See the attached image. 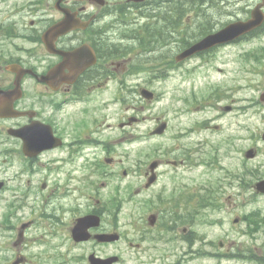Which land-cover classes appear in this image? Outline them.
I'll use <instances>...</instances> for the list:
<instances>
[{
	"label": "flooded vegetation",
	"instance_id": "af4514ba",
	"mask_svg": "<svg viewBox=\"0 0 264 264\" xmlns=\"http://www.w3.org/2000/svg\"><path fill=\"white\" fill-rule=\"evenodd\" d=\"M118 1L105 0L101 5L95 0H0V173L5 175L0 179L3 184L1 190L12 189L14 193L30 195L41 193L45 203L41 214L54 220L59 219L56 215L59 209L57 195L66 196L67 208L60 206V209L68 211V214L73 210L69 208V176L82 170L86 176L93 177L101 169L100 163L106 159V150L108 153L111 150L110 147L106 149L105 140L100 137L99 118L106 107L103 90L112 83L119 84L123 76L135 75L130 71L136 65L137 57L129 61L121 55L127 50L122 48L123 45L139 46L136 28L127 27L132 30L126 34L122 27L106 25V11ZM124 1L130 4L137 2ZM158 1H162L163 10L150 11L162 16L164 35L153 38L155 29H150L145 45L148 48H143L149 60L159 40L165 47L175 44L177 53L190 42L182 37L186 34L202 37L230 22L247 20L253 7L261 2L264 12L263 0H192L193 4L186 0ZM151 2L138 3L150 9ZM186 7L192 10L186 12ZM62 9L87 23L85 27L70 28L55 39L50 37L51 41L54 39L57 50L66 52L65 60L60 53L48 51L43 40L49 25L64 16ZM10 25L13 32L7 30ZM175 39L178 41L173 43ZM231 46H241L238 57L243 64L238 66L248 72H256L262 77L258 82L264 85V15L260 25L233 41L215 45L182 60L171 58V55L175 56L171 53L157 64H148V71L152 77L167 79L192 76L196 68L208 67L203 71L204 76L208 77L209 71L221 76L220 83L211 88L219 93L222 91L220 87L225 85L223 82L231 81V53H227L226 58L220 57L226 55L224 49L229 50ZM75 51L77 53L73 54ZM193 60L197 62L192 64ZM82 66L85 67L81 69ZM22 69L30 71L22 72ZM248 79L250 81L251 78ZM223 87L231 90L230 86ZM41 137H50L54 145L33 149L28 154L25 145ZM100 144L103 149H100ZM251 147L257 154L259 147ZM167 156L157 159L156 173L149 168L150 163H145L142 169L136 166L138 181L135 173H131L134 182L139 183L134 195L144 197L148 194L146 200L137 199L136 204L143 201L149 204L148 212L140 216L136 214L132 220L139 240L136 247L142 248L146 238L194 242L196 230L192 225L200 216L202 206L217 210L223 205L216 202L215 197H211L209 202L204 201L201 188L186 182L185 171L200 163L187 155L185 148L180 149L179 155ZM109 159V163H116ZM60 162L69 165L62 171L64 177H58L62 167L58 164ZM74 163L79 164L75 166ZM164 165L168 166V175L160 183L165 175L160 167ZM213 166L216 167L215 164ZM38 176L40 178L36 180ZM95 194H99L98 189ZM104 195L91 196L85 212L70 218L71 236L78 216L93 213L100 217L99 225L89 229L92 238L76 244L92 243L99 248L118 242L101 243L94 237L101 232H117L121 202L115 194L107 198ZM17 203L22 208L25 200L21 197ZM186 207L189 208L187 212ZM242 218L248 221L246 216ZM90 253L106 256L100 249H93ZM242 255L248 256L247 253ZM256 256L264 261V251L259 250ZM27 262L25 258L23 264ZM67 262L66 259L54 264Z\"/></svg>",
	"mask_w": 264,
	"mask_h": 264
},
{
	"label": "rangeland",
	"instance_id": "374dc122",
	"mask_svg": "<svg viewBox=\"0 0 264 264\" xmlns=\"http://www.w3.org/2000/svg\"><path fill=\"white\" fill-rule=\"evenodd\" d=\"M145 22L140 29L145 26L162 29L163 23L158 20L153 24ZM120 24L115 18L107 20V26ZM12 29V25L7 26L8 31L13 32ZM177 41L175 39L173 43ZM156 46L152 49L156 54L151 53V56L163 54L168 57L176 51L175 44L165 47L160 40ZM132 47L129 44L122 46L124 49ZM240 50L241 46H231V81L223 82L231 90L223 85L219 93L212 91L211 85L219 84L221 76L211 71L208 77L204 76L203 71L208 67L196 68L192 76L152 81L140 79L138 75L148 73L141 72L127 78L123 76L119 84L108 85L103 90L106 107L99 118V129L106 149L110 147L111 150L109 153L106 150V159L93 177L86 176L82 170L69 176V208L73 209L69 214L60 209V206L67 208L66 196H56L59 219L54 220L41 214L45 205L41 193L0 191V264H10L18 254L26 256L27 264H54L66 259V264H88L87 255L93 249L102 250L106 256L117 254L120 261L116 264H262L242 258V253L250 256L264 246V230L257 227L254 235L248 232L250 223L261 222V219H252L251 212L264 215V194L253 188L254 181L264 177V141L261 137L264 131V85L258 82L262 77L256 72L238 66L243 64L238 57ZM138 55L131 54L132 59ZM141 56L147 65L149 56L144 53ZM220 57L227 56L222 54ZM195 62L197 60L191 63ZM125 78V83L136 91L128 92L123 84ZM142 86L154 92L152 100L140 96ZM115 94L120 97L116 101L113 99ZM225 106H231V110ZM130 116L126 125L125 120L128 121ZM162 124V133L151 134ZM251 146H258L259 150L252 158H245L243 153ZM103 148L100 144V149ZM181 148L200 163L185 171L186 182L201 188L202 195L215 197L216 202L223 205L217 210L202 206L200 216L192 225L196 230L194 242L146 238L141 249L135 248L138 240L132 220L136 214L148 212L149 204L145 201L136 204L137 199L146 200L148 194L144 197L134 195L139 183L134 182L131 173H135L138 181L136 166L142 169L153 159L179 155ZM109 158L116 163H109ZM58 164L62 166L58 177H64L62 171L69 165ZM167 168L166 165L160 167L165 173L160 183L168 175ZM4 176L0 173V178ZM96 189L99 194H95ZM102 193L106 198L115 194L121 202L116 224L120 239L99 248L92 243L76 244L69 235L70 218L85 212L88 199L102 197ZM21 197L25 200L24 207L12 208L11 202L16 203ZM243 215L248 216V221L242 219ZM237 216L241 218L233 222ZM29 220H33L32 224L24 230L22 241L14 246L18 227ZM231 250H235V254H231Z\"/></svg>",
	"mask_w": 264,
	"mask_h": 264
},
{
	"label": "water",
	"instance_id": "95a60500",
	"mask_svg": "<svg viewBox=\"0 0 264 264\" xmlns=\"http://www.w3.org/2000/svg\"><path fill=\"white\" fill-rule=\"evenodd\" d=\"M259 23H260L259 18H257V16H254V19L251 20L249 22V24L247 23L246 25L247 26H255V25H258ZM68 27L69 26L67 24V20H63V21L53 25L49 31H52V35L58 34V33H63L64 31H66L68 29ZM213 38L214 37L212 36V37H208V38L203 39L202 41H200L199 43L194 45V49H200V48L204 47L205 45L212 43ZM47 43H48V41H47ZM144 95L148 98H151V95L146 94V92H144ZM163 129H164V125L162 124L159 128H157V130H155V132H162ZM256 188L259 191H264V180L258 182L256 184ZM98 223H99V217L94 216V215H90V214L77 219V223L73 229L74 239L76 241L88 239L90 236L89 232H88V228L91 226H96V225H98ZM24 226L25 225H23V227ZM97 238L99 241H112V240H116L118 238V234L117 233H101V234L97 235ZM117 260H118L117 256H110V257H106V258L95 257L93 254L89 256V261L91 262V264H111ZM20 262H21V259H16L15 261L12 262V264H19Z\"/></svg>",
	"mask_w": 264,
	"mask_h": 264
},
{
	"label": "trees",
	"instance_id": "16d2710c",
	"mask_svg": "<svg viewBox=\"0 0 264 264\" xmlns=\"http://www.w3.org/2000/svg\"><path fill=\"white\" fill-rule=\"evenodd\" d=\"M164 34H163V30H160V29H155V30H153V38H154V36L155 37H160V36H163ZM156 39V38H155Z\"/></svg>",
	"mask_w": 264,
	"mask_h": 264
}]
</instances>
